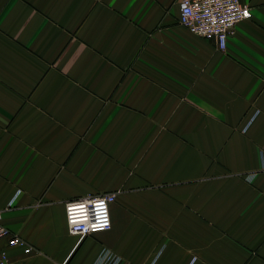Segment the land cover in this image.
<instances>
[{
	"label": "crops",
	"instance_id": "1",
	"mask_svg": "<svg viewBox=\"0 0 264 264\" xmlns=\"http://www.w3.org/2000/svg\"><path fill=\"white\" fill-rule=\"evenodd\" d=\"M221 51L179 0H0L8 264H264V0ZM115 192L112 227L65 203Z\"/></svg>",
	"mask_w": 264,
	"mask_h": 264
},
{
	"label": "built area",
	"instance_id": "2",
	"mask_svg": "<svg viewBox=\"0 0 264 264\" xmlns=\"http://www.w3.org/2000/svg\"><path fill=\"white\" fill-rule=\"evenodd\" d=\"M179 21L192 33L212 39L221 51H225L229 37L236 24L251 16L250 7L240 0H179ZM116 200L115 192L89 195L65 203L66 219L72 234L93 235L112 227L111 204ZM0 209V240L8 238L9 246L32 248L25 239L11 235L10 229L2 222ZM0 264H8L6 250L0 252ZM92 264H131L112 249L103 248Z\"/></svg>",
	"mask_w": 264,
	"mask_h": 264
}]
</instances>
